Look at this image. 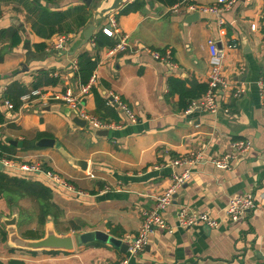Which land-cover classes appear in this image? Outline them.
Wrapping results in <instances>:
<instances>
[{"label": "crops", "instance_id": "obj_1", "mask_svg": "<svg viewBox=\"0 0 264 264\" xmlns=\"http://www.w3.org/2000/svg\"><path fill=\"white\" fill-rule=\"evenodd\" d=\"M31 1L0 0V30L17 27L20 37L11 48L8 40L0 42V48H6L0 62V142L15 147L9 157L0 159L8 162L1 171L49 187L57 209L54 219L48 216L40 224L36 200L28 196L11 201L0 198V261L118 264L126 259L125 264H264V115L259 83L264 81V0H235L219 15L199 10L217 4L216 0H183L171 6L156 0H127L111 12L120 29L111 38L115 43L126 34L128 46L112 56L106 55L107 46H92L89 41L79 46L87 25L68 33L70 39L63 49H54L52 45L61 34L44 38L32 30L26 10ZM94 2L98 0L86 7L92 10ZM83 3L57 0L47 6L62 11ZM190 5L195 9H187ZM193 12L199 17L188 20ZM218 16L223 19L221 24ZM107 24V16L99 19L93 33ZM208 39L226 50L223 75L230 88L217 90L215 112L199 108L184 113L179 94L169 91L168 80L178 79L188 89L194 83H207ZM232 42L235 47L227 48ZM167 49L172 66L149 52L164 55ZM62 50L67 53L62 54ZM82 50L96 60V80L83 95L78 111L112 126L77 127L59 101L43 104L35 100L16 110L6 107L9 99L3 93L13 82L30 87L33 82L44 83L49 76L56 79L55 84L39 89H70L77 94L81 82L72 63H77ZM238 64L244 65L241 74L236 71ZM241 83L245 91L235 98L232 89ZM115 96L131 110L135 121L115 104ZM97 130L106 134H96ZM42 139H49L52 145H39ZM240 139L251 143L249 151L228 169L216 167L213 158L229 151L231 143ZM175 160L181 162L174 164ZM29 164L58 174L71 188L52 184L42 173L21 169ZM185 169L190 172L189 179L161 213L172 231L153 228L144 249L135 254L107 239L75 242L72 251L57 253H33L9 243L4 220L15 215L17 232L24 239L43 237L50 219L58 234L75 239L92 231L125 244L121 238L137 233L144 211L154 206L155 197L171 184L173 175ZM246 192L254 195L257 207L231 222L224 208L232 195ZM183 206L207 213L218 226H177L175 212Z\"/></svg>", "mask_w": 264, "mask_h": 264}, {"label": "built area", "instance_id": "obj_2", "mask_svg": "<svg viewBox=\"0 0 264 264\" xmlns=\"http://www.w3.org/2000/svg\"><path fill=\"white\" fill-rule=\"evenodd\" d=\"M216 2L217 4L212 6H201L199 7V10L212 12L219 15L222 11V8L229 7L231 4H233V2H235V0H216ZM175 7H178V4L174 6V10L176 9ZM187 9L194 10L195 6H187ZM218 17V21L221 24L223 19L220 16ZM107 18L108 24L103 26L101 30L108 37H115L120 32L118 22L113 13L108 14ZM69 39L70 36L68 34H61L57 37V40L52 46L56 50H61L65 47ZM261 39L264 45V29L261 33ZM89 42L91 43V39ZM91 45L93 46V43H91ZM127 46V35L122 34L120 35L118 41L115 42L114 46L107 48L106 55L112 56L116 53L125 51ZM233 47H235V43L233 42L227 45V48ZM207 48L209 53V74L206 83L207 89L200 97L194 98L189 102L188 106L184 109V113H189L199 108H205L210 112H215L218 108L216 99L217 90L230 88L229 83L223 75V63L226 56V50L222 47H218L217 42L213 39L207 40ZM149 52L155 59L163 60L165 63L171 66L174 65L171 60V52L169 49L165 51L164 55H161L157 51L149 50ZM72 66L75 70L77 69L76 61L72 63ZM243 70L244 65L238 64L236 67L237 73L241 74ZM95 80L96 75L93 73L87 83L79 85V92L77 94H74L70 89H66L63 92L45 91L39 88L31 89L28 93L20 97L21 105L29 104L35 100L42 102L43 104L49 101H59L62 102L66 107L75 109L79 116L86 121V125L95 129L107 128L113 124L103 122L93 115L78 111L79 105L82 104L83 95L89 92ZM259 83L261 85L260 105L263 108L264 115V81ZM232 90V95L237 98L244 93L245 88L241 83L240 85L235 86ZM113 100L116 102V105L120 108V110L125 112L131 121H135L136 118L134 114L124 102H122L116 96L113 98ZM5 105L9 110H13V104L9 100L5 101ZM224 111L226 112L227 109ZM250 148L251 143L248 140H235L231 143V149L229 151L223 152L219 156L213 158L212 162L218 168L228 169L235 161L245 155ZM197 158L198 156H196V159ZM1 162L3 165L8 163L5 160H1ZM180 162L181 160H175L174 164H179ZM21 169L42 173L50 180L52 184L71 188V186H69L67 182L58 174L50 170H45L39 164L23 165ZM189 177L190 172L188 169L183 170L180 174L173 175L171 184L155 197L154 206L144 211L143 221L137 233L135 235L125 234L121 238L122 241L127 245V252L129 254H135L144 249L147 244L148 235L151 233L153 228L164 229L167 232L172 231L171 226H169V224L165 221L161 213L172 202L173 195L175 194L176 190L181 187V185H183L189 179ZM256 207L257 203L254 195L251 192L235 194L229 198L224 208V214L231 222H236L243 218L248 212L254 210ZM175 220L176 225L182 228H189L197 224H205L209 227H217L219 224L217 220L210 217L207 213L195 211L185 206L177 209L175 212ZM126 262L127 260L124 259L118 264H125Z\"/></svg>", "mask_w": 264, "mask_h": 264}, {"label": "trees", "instance_id": "obj_3", "mask_svg": "<svg viewBox=\"0 0 264 264\" xmlns=\"http://www.w3.org/2000/svg\"><path fill=\"white\" fill-rule=\"evenodd\" d=\"M57 0H33L29 5H26L27 18L30 20L32 30L39 36L49 38L55 33L68 34L74 31H79L85 25H88L92 11L86 5L79 4L77 6L68 8L66 10H50L47 6ZM165 5L171 6L183 0H156ZM128 10V7L124 9ZM8 40V47H14L20 42L17 27L11 26L0 30V42ZM91 43L96 47L108 48L114 46L113 39L103 33L102 30H97L91 37ZM37 45V47H39ZM36 47V45H35ZM6 48H0V62L3 61ZM96 60L86 50L79 52L77 56V76L81 84H85L90 79L93 70L95 69ZM56 79L47 76L44 83L33 82L30 87L24 86L19 82L11 83L4 91L3 96L13 104V109L16 110L21 106L20 97L28 93L31 89H36L41 85L55 84ZM169 91L171 93L179 94V107L185 109L189 102L199 97L207 89V84L194 83L190 89L185 88L184 84L175 78L168 80ZM3 117L0 115V122ZM12 144H3L0 142V159L9 157L14 150ZM28 196L36 200L40 204L39 209V223L44 224L47 217L55 218L57 207L51 202L52 191L49 187L43 185L38 181H33L21 177L11 176L0 171V198L4 197L8 201L14 198ZM47 253H57L55 250H42ZM36 252V251H31ZM0 264H25L19 259H9L5 263L0 261Z\"/></svg>", "mask_w": 264, "mask_h": 264}, {"label": "water", "instance_id": "obj_4", "mask_svg": "<svg viewBox=\"0 0 264 264\" xmlns=\"http://www.w3.org/2000/svg\"><path fill=\"white\" fill-rule=\"evenodd\" d=\"M92 0H83L86 6H89ZM127 0H98L95 8L92 11V21L83 29L81 33V41L79 46H83L88 43L91 39L93 32L95 31L98 20L107 16L112 11L117 9L122 3H125ZM199 17L198 12H193L188 16V20H194ZM62 54H66L65 50L61 51ZM113 100V98H112ZM116 104V103H115ZM62 111L68 116L71 123L77 127H85L86 121L79 116L78 112L75 109L69 107H63ZM96 134H106L105 130H97ZM39 145H52L49 139H42ZM3 169V163L0 161V171ZM4 223L7 226V232L9 236V243L12 246L23 248L32 251H42V250H55V251H72L74 244L76 243H86L94 239L97 240H108L114 246L118 247L121 245V248H124V251L127 249V245L122 243L119 239H113L112 237L105 238L103 234L96 232H85L80 235H77L74 239L70 234H58L55 232L51 220L48 219L46 222L45 234L39 239H24L19 236L16 228V216L5 219Z\"/></svg>", "mask_w": 264, "mask_h": 264}, {"label": "rangeland", "instance_id": "obj_5", "mask_svg": "<svg viewBox=\"0 0 264 264\" xmlns=\"http://www.w3.org/2000/svg\"><path fill=\"white\" fill-rule=\"evenodd\" d=\"M94 3H95V2H94ZM95 4H97V3H95ZM95 4H94V5H95Z\"/></svg>", "mask_w": 264, "mask_h": 264}]
</instances>
